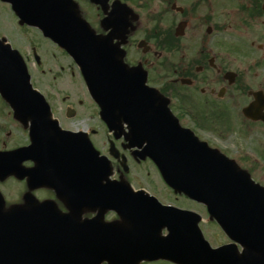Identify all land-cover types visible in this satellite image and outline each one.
Wrapping results in <instances>:
<instances>
[{
    "label": "water",
    "instance_id": "95a60500",
    "mask_svg": "<svg viewBox=\"0 0 264 264\" xmlns=\"http://www.w3.org/2000/svg\"><path fill=\"white\" fill-rule=\"evenodd\" d=\"M2 1L11 3L21 20L36 22L45 36L70 54L91 96L101 106L102 117L111 125L115 121L128 125L130 147L142 148L143 157L153 160L175 192L206 205L227 237L243 252L237 256L234 244L211 249L197 228V218L185 221L171 208L121 183L100 187L96 195L88 196L87 207L99 208L100 212L94 220L82 224L79 210L66 216L55 210L44 212L46 217H39L35 206L0 211V264H137L158 259L176 264H264V191L223 157L212 155L207 162L202 160L205 154L172 123L165 102L145 87L141 71H129L117 60L110 39L97 41L88 36L87 40L81 35L79 21L64 26L62 18H50L48 14L31 17L28 8L36 3L34 0ZM40 2L49 4V0ZM0 95L19 119H33L31 138L44 135V130L53 132L51 139L41 140L47 141V148L55 150L58 157L60 133L48 118L49 107L31 88L18 53L1 41ZM257 106L253 103L244 115L264 120ZM87 151L82 165L87 168L88 180L100 168L106 179L107 162L97 157L89 142ZM20 152L0 155V160L18 161ZM58 164L57 159V182L67 178ZM108 210L115 211L124 223L103 225L101 215ZM163 229L167 236H161Z\"/></svg>",
    "mask_w": 264,
    "mask_h": 264
},
{
    "label": "flooded vegetation",
    "instance_id": "af4514ba",
    "mask_svg": "<svg viewBox=\"0 0 264 264\" xmlns=\"http://www.w3.org/2000/svg\"><path fill=\"white\" fill-rule=\"evenodd\" d=\"M71 1L74 11L94 35L101 38L112 35V44L119 49L124 63L141 65L147 70V83L157 87L169 101L171 114L181 129L190 131L207 148L220 151L238 163L255 166L264 176V123L241 114L256 98L264 100V0ZM17 26L23 31L32 29L41 36L37 28L21 25L19 21ZM177 27L180 37L175 36ZM3 37L19 52L28 71L32 62L41 75H45L44 57L55 65L57 56L68 57L58 45L42 36L57 55L48 49L38 53L32 47L29 57L17 47L11 35L3 34ZM59 69L62 73L64 67L59 66ZM47 73L50 74V70ZM30 77L32 81L31 74ZM51 80L54 87L55 77ZM72 82L73 94L61 99V112H54L50 105L59 127L71 133H86L97 150L103 144L108 147L114 142L127 163L137 161L134 151L126 148L123 139L115 140L114 132H108L100 112H89L91 104L84 105L85 95L78 92V83ZM44 96L46 98V94ZM239 99L244 103L241 107L237 103ZM3 107L6 109L5 105ZM259 112H264V107ZM86 122L94 124L71 127ZM9 123L18 134L16 141L24 139L12 148H7L8 138L13 133L8 130ZM126 132L123 128L116 133L124 137ZM233 136L243 145L229 143ZM28 144V123L23 124L12 112H0V152ZM99 152L109 153L108 148L106 153ZM110 160L116 170L110 180L128 181L116 162ZM39 164L37 156L21 164L22 172L36 169L32 180L28 176H11L0 179V184L15 182L21 189V203L31 196L36 204L50 202L60 212H69L65 201L57 198L50 174L46 175ZM200 207L206 215V208ZM82 217L87 216L83 213Z\"/></svg>",
    "mask_w": 264,
    "mask_h": 264
},
{
    "label": "rangeland",
    "instance_id": "374dc122",
    "mask_svg": "<svg viewBox=\"0 0 264 264\" xmlns=\"http://www.w3.org/2000/svg\"><path fill=\"white\" fill-rule=\"evenodd\" d=\"M5 35H11L13 40L16 42L20 50H22L27 56L30 57V51L31 48L34 47L35 50L39 53L42 50L48 49L54 54H58L57 51L52 47V45L49 42H46L36 31L34 30H28L23 31L19 30L17 26V19L13 12L11 11V8L6 4L0 3V36ZM44 63L42 65L45 75H41L40 70L36 69L34 67V64L32 62H29V73L32 75V82L36 89H38L41 93L46 94L47 101L50 105H52L54 112H61L59 110L60 101L65 96L70 95V93L73 94V90L71 89L72 85L70 84L72 80L75 83H78V92H82L86 99L84 100V105H87L88 103L91 104L90 111L89 112H97L93 107L92 103L90 101V98L87 96L85 86L82 82V80L79 77L78 70L75 68L74 65L70 62V60L67 57L61 58L57 56V58H54V61H57L58 64L55 65L53 61L50 60L48 57H44ZM130 65V64H129ZM60 67H64L63 72H60ZM50 70V74L47 73V71ZM61 76V77H60ZM52 77H55L54 80V87H52ZM51 83V84H50ZM69 83V84H67ZM73 83V82H72ZM65 86V87H63ZM237 103L241 107L244 103L242 100H238ZM3 102L0 99V112H11V110L6 106L3 107ZM57 108V111H56ZM235 112V109H232ZM82 112V111H80ZM84 112V111H83ZM88 122V121H87ZM86 124H77L71 126L72 128H76L79 126H82L83 128L86 125H93L94 122H89ZM8 130H12V136L8 138V144L7 148H12L18 143H23L24 139L21 138V140L16 141L18 138V134L16 133V130L11 126V124H8ZM234 141L235 144H241L243 145V142L241 140H237L235 136L229 139V143H232ZM106 145L100 146L99 150L101 152L106 153L107 150ZM115 166V163H113ZM129 174L127 175L128 181L130 185L133 187V189H143L145 191H148L151 194L156 195L159 197V199L163 203H169V204H175L180 207L189 208L192 210H195L196 212L200 213L201 216L206 218V216L203 214V210L200 206L189 202L184 199H178L175 200L170 192L166 188V186L162 183L160 178L158 177V174L156 172L155 167L150 162H130L129 164ZM238 169L246 172L250 179L253 181V183L260 185L262 188H264V176L260 174L256 169L255 166H249L248 164H239L237 165ZM114 168V167H113ZM116 171L113 169V173ZM0 192L3 196V200L7 205H11V203H17L20 198L21 189L18 188L17 184L12 181L4 182L3 184H0ZM7 201H5V198ZM111 217H115L113 213H108L105 216V220H111ZM206 221V220H205ZM199 228L204 236V238L209 242V244L212 247L224 245L226 243H229L230 240L226 238L223 233L218 229V227L214 226L213 224L208 223H200ZM165 234V232H163ZM139 264H172L166 260H157L151 263L142 262Z\"/></svg>",
    "mask_w": 264,
    "mask_h": 264
}]
</instances>
